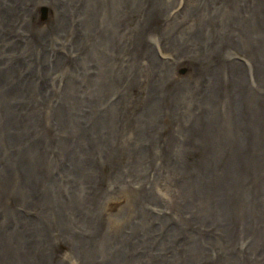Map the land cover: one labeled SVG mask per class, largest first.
<instances>
[{
  "label": "rangeland",
  "instance_id": "rangeland-1",
  "mask_svg": "<svg viewBox=\"0 0 264 264\" xmlns=\"http://www.w3.org/2000/svg\"><path fill=\"white\" fill-rule=\"evenodd\" d=\"M9 1L10 17L23 27L0 25V75H5L0 76V169H6L0 184L14 178L28 187L49 185L70 207L56 226H43L26 215L16 221L18 211L7 208L3 214L13 226L9 235H20L19 222L31 224L29 234H37L29 242L21 233L12 254L27 258L41 245L46 250L42 253L54 258L49 264H184L187 251L200 259L202 236L186 237L189 221L180 209L186 192L178 194L171 172L178 160L182 177L189 176L188 92L194 81L199 84L195 101L204 99L199 83L202 60H214L215 52L221 53L226 28L240 27L241 39L249 44L252 18L264 19V1L238 0L241 7L236 10L218 4V17L203 10L200 19L197 8L203 0ZM41 4L56 12L47 29L36 23ZM232 15L240 17L239 24L230 25ZM206 18L218 24L219 48L214 44L202 55L195 54L201 57L195 60L190 52L202 36L197 24L204 25ZM33 34L41 37V51ZM260 53L259 75L244 84L247 92L250 83L264 80V46ZM236 55L231 54L232 62L241 64L238 79L248 67ZM187 58L195 63L193 73ZM250 143L248 137V147ZM47 192L41 189L43 197ZM117 200L119 205L112 208ZM174 223L182 230L170 233ZM198 230L204 232L203 227ZM174 236L177 244L171 242ZM191 239L196 248L185 244ZM216 242L214 261L218 245L224 247L222 240ZM4 253L0 251L1 260L8 259Z\"/></svg>",
  "mask_w": 264,
  "mask_h": 264
},
{
  "label": "water",
  "instance_id": "water-1",
  "mask_svg": "<svg viewBox=\"0 0 264 264\" xmlns=\"http://www.w3.org/2000/svg\"><path fill=\"white\" fill-rule=\"evenodd\" d=\"M218 4L229 5L235 10L241 7L238 0H203L197 8L201 10L198 19L203 10L218 17ZM42 18H45V11ZM208 20H202V26L197 24L202 36L197 33L198 41L194 42L190 52V57L195 60H201V57L195 58V54L202 55L214 44L219 48L218 24H209ZM229 21L230 25L239 24L240 17L232 15ZM210 25L214 27L210 28ZM226 29L224 40L220 42L221 53L218 50L214 60L203 59L201 62L199 83L203 85L204 99L199 103L195 101L199 84L194 81L188 92L186 116L192 130L188 149L190 159L187 157L186 164L188 178L182 177L178 160L173 161L171 168L175 190L180 195L186 192L184 205L180 207L185 220L189 221L186 237L197 240L199 236L196 235H201L203 242L202 257L197 260L196 253L187 251L189 257L184 264H264V97L260 96L264 91V80L250 83L249 94L244 86L259 75L264 19L252 18V31L246 36L249 44L241 39L240 27L234 31L230 27ZM214 38L217 39L214 41ZM233 53H237L235 58L248 67L247 74H241L238 79L236 75L241 64L232 62ZM251 54L252 58L249 57ZM189 62L188 70L193 73L195 63ZM185 72L187 69L181 75ZM247 130L249 133L246 134ZM185 178L186 185H183L181 180ZM179 190L183 192L179 193ZM175 223L171 224L170 233L182 230ZM199 227H203L204 232H199ZM208 239L213 240L212 243H208ZM217 240H222L224 247L218 245V259L214 261L211 252L217 249ZM171 242L177 244L175 236ZM193 243L192 239L185 242L187 247L196 248ZM159 247L162 248V242Z\"/></svg>",
  "mask_w": 264,
  "mask_h": 264
},
{
  "label": "bare ground",
  "instance_id": "bare-ground-1",
  "mask_svg": "<svg viewBox=\"0 0 264 264\" xmlns=\"http://www.w3.org/2000/svg\"><path fill=\"white\" fill-rule=\"evenodd\" d=\"M13 1V0H12ZM9 0H0V13L1 14V18H0V25L3 26H11L12 28H17L19 27L20 29L23 27L20 23H18L15 19H13L11 16V13L13 11V9L11 8V5L9 4ZM34 2V1H33ZM13 3V2H12ZM30 5V4H28ZM13 6V5H12ZM18 6V5H17ZM43 6H45V8H42ZM59 6V5H58ZM45 11V18H42L43 16V12ZM38 12H39V18L37 20V26L41 27V28H46L50 27L56 20V12L53 9L52 6L47 5V4H41L38 8ZM31 26V25H30ZM11 29L12 34L14 32V30ZM58 31V30H57ZM61 31V30H60ZM67 31V30H66ZM59 32V31H58ZM57 32V33H58ZM8 33V32H7ZM41 35H43V33H41ZM10 36V35H9ZM6 37V36H5ZM12 37V36H10ZM8 38V37H6ZM35 38V42L36 43V47L38 48V50L41 51V47H42V41H40L41 37H39V35L33 34L32 35V39ZM43 38V37H42ZM55 39V38H54ZM64 42V39H63ZM10 48V47H9ZM25 48V47H24ZM37 50V51H38ZM44 51H48L49 49L48 47H43ZM31 51V50H30ZM40 51H38V53H40ZM11 52V51H10ZM46 52V53H48ZM16 53V52H15ZM44 54V53H43ZM52 54V53H51ZM45 55V54H44ZM49 55V54H48ZM9 57V54H8ZM18 57V56H17ZM17 60V59H16ZM55 62V61H54ZM45 65V64H44ZM31 68V67H30ZM46 71V70H45ZM24 72V71H23ZM8 75V74H7ZM0 76H5V75H0ZM92 76V75H91ZM2 77V78H3ZM1 78V79H2ZM7 79H10L11 77L7 76ZM51 80V79H50ZM30 84V83H29ZM73 83H71L70 85H72ZM99 84V83H98ZM90 86V85H88ZM92 86V85H91ZM34 87V86H33ZM32 87V88H33ZM76 88V87H75ZM17 89V88H16ZM31 89V88H30ZM92 89V88H91ZM77 91V89H76ZM6 94V93H5ZM52 94V93H51ZM35 96V95H34ZM19 97V96H18ZM19 99V98H18ZM4 101V100H3ZM27 104V103H26ZM11 105V104H10ZM35 105V104H34ZM41 105V104H40ZM44 105V104H43ZM21 106V105H20ZM27 106V105H26ZM25 106V107H26ZM43 107V106H42ZM46 107V106H45ZM10 108V107H9ZM40 108V107H39ZM3 109V107L0 105V111ZM29 109V108H28ZM31 109V108H30ZM41 109V108H40ZM44 110V108H42ZM6 110V109H5ZM49 110V109H48ZM11 111V110H10ZM20 111V110H19ZM40 111V110H39ZM42 111V110H41ZM24 112V111H23ZM33 112V111H32ZM43 112V111H42ZM45 112V111H44ZM13 114V113H12ZM11 114V115H12ZM107 118V117H106ZM16 120V118H15ZM19 120V119H18ZM35 120V119H34ZM24 122V121H23ZM23 122H19V123H23ZM37 122V121H36ZM3 124V123H2ZM3 126V125H2ZM25 127V126H24ZM23 127V129H24ZM42 127V126H41ZM41 129V128H40ZM55 129V128H54ZM31 130V129H30ZM33 131V130H32ZM43 132V131H42ZM32 133V132H31ZM40 133V132H38ZM22 138L25 139L24 136H22L23 134H20ZM60 135V134H59ZM18 137V136H17ZM20 137V136H19ZM27 137V136H26ZM30 137V136H29ZM50 137V136H49ZM61 137V136H60ZM21 138V139H22ZM36 138V137H35ZM40 138V137H39ZM42 138V137H41ZM45 138V137H44ZM57 138V137H56ZM34 140V139H33ZM41 141V140H40ZM32 142V140H31ZM22 143V142H21ZM24 143V142H23ZM60 143V142H59ZM26 145V144H25ZM63 146V145H62ZM25 147V146H24ZM8 147L4 148V152H6V149ZM62 148V147H61ZM81 148V147H79ZM23 146H21V148L19 150H23ZM39 149V148H38ZM49 149V148H48ZM58 149V147H57ZM12 151H10L11 153ZM16 152L13 151V153ZM55 152V151H54ZM81 152V151H80ZM11 153V154H13ZM8 154V153H7ZM60 156V155H59ZM2 159V155L0 156V162L3 163ZM86 164V163H85ZM6 171V169L3 167V169H0V174L4 173ZM83 171V170H82ZM79 173V172H77ZM7 174V173H6ZM8 175V174H7ZM76 175V174H75ZM9 176V175H8ZM7 176V177H8ZM96 176V175H95ZM94 176V178H95ZM11 177V176H10ZM1 179V178H0ZM6 179V178H3ZM7 181L10 182H6V183H2L0 184V251H5L8 259L7 260H1L0 258V264H40L38 261V258L40 256V261L42 262V264H49L50 262H52V260L54 259L52 255H50V257L45 256L42 251H46L45 248L41 245H35L34 246V253L33 256H28L27 258H23V259H19V256L17 254H12V253H16V251L18 250V248L16 246L19 245V242H17L18 237L21 235V233H25L28 241L32 242L36 239L37 234H29V231L31 229H33V226L29 223H24V222H19V233L20 235L17 236L16 238L14 235H9L8 232L10 230V223L8 222V217L6 215H4L3 213L5 212V210L8 208V210H14L16 209L18 212L16 213V221H19L20 216H29L31 218L37 219L38 223L45 226L47 224H53V225H57L60 222V218H61V214L63 212L65 213H69L70 207L67 208L68 203L67 202H63V200H60L57 197V194L54 195V191L51 190L50 186L47 185L46 187H44V184H39L37 183L36 185H31L30 187L28 186H24L23 184H21L20 182H17L16 180H14V178H10ZM51 184V183H50ZM52 186V184H51ZM41 189H45L48 190L47 194L44 195V197L41 195ZM54 194H53V193ZM73 192V189H72ZM70 193V192H69ZM59 196V195H58ZM119 200H117V202L115 204H113L112 208H116L119 205ZM72 203H70L71 205ZM69 205V206H70ZM74 206V205H73ZM89 207V205H88ZM87 207V208H88ZM76 208V206H75ZM76 210V209H75ZM32 211L35 212L34 215H32ZM110 211V210H109ZM72 213H74L71 210ZM108 214V213H107ZM79 215V214H78ZM44 218V220H43ZM64 221H62L63 223ZM11 226V225H10ZM13 227V226H11ZM53 231V230H52ZM8 239H10V241H8ZM1 244L3 246H1ZM33 246V245H32ZM37 256V257H36ZM57 263H60V261H58Z\"/></svg>",
  "mask_w": 264,
  "mask_h": 264
}]
</instances>
